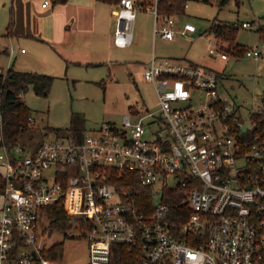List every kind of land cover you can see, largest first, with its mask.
Listing matches in <instances>:
<instances>
[{
  "label": "built area",
  "instance_id": "built-area-1",
  "mask_svg": "<svg viewBox=\"0 0 264 264\" xmlns=\"http://www.w3.org/2000/svg\"><path fill=\"white\" fill-rule=\"evenodd\" d=\"M139 9L152 14L153 40L196 32L160 0H116V45L131 43ZM244 52L262 55L258 43ZM141 75L153 84L154 109H130L89 130L65 127L34 146L6 142L0 128V264L58 260L43 243L54 204L65 211L63 234L87 239L86 264H264V94L243 118L239 103L218 93V72L203 64L152 54ZM174 187L191 209L182 238L163 199Z\"/></svg>",
  "mask_w": 264,
  "mask_h": 264
},
{
  "label": "rangeland",
  "instance_id": "rangeland-1",
  "mask_svg": "<svg viewBox=\"0 0 264 264\" xmlns=\"http://www.w3.org/2000/svg\"><path fill=\"white\" fill-rule=\"evenodd\" d=\"M41 1L0 0V47L14 48L12 56L8 51L0 52V66L11 64L16 69L54 75L45 95L35 93L30 84L21 91V97L31 108L34 118L31 127L20 138V142L27 146H34L50 136L51 132L65 127L89 130L105 120L119 122L130 109H154L157 98L153 84L141 75L146 66L142 61L149 58L152 50L156 60L169 56L203 64L218 72V93L230 102L239 103L243 118H248L251 107L257 108L262 103L264 39L258 25L264 27V0H186L187 6L181 19L192 22L196 32L190 36L176 35L172 39L157 37L154 41L152 14L139 9L132 25V43L113 46L110 54L112 62L105 60L106 53L102 52L99 56L103 61L96 63L66 62L54 44L46 39L33 40L21 36L16 41L7 37L10 22L13 30H34L40 37L46 27L63 22L65 12L58 8L60 6L54 14H50L52 5L43 10ZM242 20L253 21V24L242 26ZM98 21L104 27L105 18L102 15L98 16ZM256 21L257 24L254 23ZM217 22L236 24L232 41L215 34L214 24ZM256 43L262 55L258 58L246 55L244 48ZM233 45H237L238 49ZM21 47L26 51L21 52ZM209 47L225 51L227 56L212 55ZM44 129L50 133L44 134ZM2 170L0 165V172ZM49 228L43 239L45 246L55 241L63 243L62 256L53 264L87 263V239L66 236L52 223Z\"/></svg>",
  "mask_w": 264,
  "mask_h": 264
},
{
  "label": "trees",
  "instance_id": "trees-1",
  "mask_svg": "<svg viewBox=\"0 0 264 264\" xmlns=\"http://www.w3.org/2000/svg\"><path fill=\"white\" fill-rule=\"evenodd\" d=\"M65 0H52V2H62ZM114 3L116 0H102ZM184 0H160V9L169 12H184ZM11 22L7 26V32L11 30ZM236 24L227 22H217L214 24V32L220 38L228 41L233 40ZM258 31L264 39V27L258 25ZM237 48V45H233ZM246 48V47H245ZM244 48V49H245ZM4 50V48L2 49ZM220 76V74L218 73ZM54 75L35 70L16 69L9 65L5 73L0 72V128L6 142L13 143L20 141L22 134L31 125H28V115L31 114V108L25 103L21 97L23 91L29 84L35 93L47 94ZM80 129L78 127H72ZM131 183L139 193L145 189V186L138 181ZM1 185V182H0ZM183 190L179 187L166 188L163 192V199L169 204V227L171 231L182 238L187 235L189 230L188 215L191 209L187 203L181 201ZM52 216L53 227L57 230H64L68 227L65 223V211L61 205L54 204L49 208ZM191 242H194L193 239ZM63 243L55 241L46 249V253L50 257L56 259L62 256ZM128 262L126 259H122Z\"/></svg>",
  "mask_w": 264,
  "mask_h": 264
},
{
  "label": "crops",
  "instance_id": "crops-1",
  "mask_svg": "<svg viewBox=\"0 0 264 264\" xmlns=\"http://www.w3.org/2000/svg\"><path fill=\"white\" fill-rule=\"evenodd\" d=\"M49 5H52L49 10L50 14H54L58 6H60L58 7L60 10L65 12L63 22L46 27L42 31L41 37L37 36L34 30L19 32L12 28V31L6 33L7 37L16 41L21 36H28L33 40L46 39L54 44L53 46L57 49L60 57L66 62H101L103 60H100L99 55L102 52L106 53L105 60L112 62L110 54L113 51V46H118L113 41V31L116 26L114 3L102 0H65L62 2H52L50 0L49 4L42 6L40 2V7L43 10H46ZM101 15L105 18L104 27L98 21V16ZM3 48L4 50H2ZM20 50L21 52L26 51L23 47ZM5 51H8L12 56L14 48L12 46V51H10V47L7 48L6 45L0 47V52ZM152 54L156 55L154 50H152L148 59L142 61V64L147 65Z\"/></svg>",
  "mask_w": 264,
  "mask_h": 264
},
{
  "label": "water",
  "instance_id": "water-1",
  "mask_svg": "<svg viewBox=\"0 0 264 264\" xmlns=\"http://www.w3.org/2000/svg\"><path fill=\"white\" fill-rule=\"evenodd\" d=\"M197 227H199V224L198 223H196V222H194V221H192Z\"/></svg>",
  "mask_w": 264,
  "mask_h": 264
}]
</instances>
